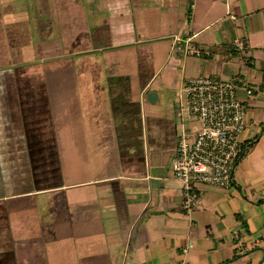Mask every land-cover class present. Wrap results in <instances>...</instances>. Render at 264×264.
Wrapping results in <instances>:
<instances>
[{
    "label": "crops",
    "instance_id": "1",
    "mask_svg": "<svg viewBox=\"0 0 264 264\" xmlns=\"http://www.w3.org/2000/svg\"><path fill=\"white\" fill-rule=\"evenodd\" d=\"M183 61L253 91L233 184L191 211ZM181 260L264 264V0H0V264Z\"/></svg>",
    "mask_w": 264,
    "mask_h": 264
},
{
    "label": "built area",
    "instance_id": "2",
    "mask_svg": "<svg viewBox=\"0 0 264 264\" xmlns=\"http://www.w3.org/2000/svg\"><path fill=\"white\" fill-rule=\"evenodd\" d=\"M189 42L190 39L176 37L174 48L199 55ZM233 45L243 48L240 40H235ZM252 92L238 76L202 75L182 81L178 92L180 121L172 174L182 184V207L186 211L200 205L199 187L226 188L233 184L242 148L241 136L247 125V106L243 98L251 96ZM186 251L182 248V253ZM179 264L186 261L181 260Z\"/></svg>",
    "mask_w": 264,
    "mask_h": 264
},
{
    "label": "rangeland",
    "instance_id": "3",
    "mask_svg": "<svg viewBox=\"0 0 264 264\" xmlns=\"http://www.w3.org/2000/svg\"><path fill=\"white\" fill-rule=\"evenodd\" d=\"M176 52H179L176 50ZM185 62L184 66H185V71H184V75L185 77L188 78H194L197 77V74L195 73V71L197 70V62L196 61H183ZM216 77V76H213ZM46 195H43L42 198H45ZM21 202L23 201L25 204H31L34 199L33 198H24L23 200L20 199ZM17 202V200H15ZM20 202V201H19ZM43 204V202H41Z\"/></svg>",
    "mask_w": 264,
    "mask_h": 264
},
{
    "label": "water",
    "instance_id": "4",
    "mask_svg": "<svg viewBox=\"0 0 264 264\" xmlns=\"http://www.w3.org/2000/svg\"><path fill=\"white\" fill-rule=\"evenodd\" d=\"M146 99L149 101V102H155L157 100V92L156 91H149L147 93V96H146Z\"/></svg>",
    "mask_w": 264,
    "mask_h": 264
}]
</instances>
